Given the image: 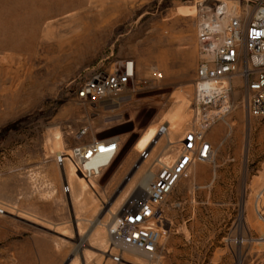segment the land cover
<instances>
[{
	"label": "rangeland",
	"instance_id": "rangeland-1",
	"mask_svg": "<svg viewBox=\"0 0 264 264\" xmlns=\"http://www.w3.org/2000/svg\"><path fill=\"white\" fill-rule=\"evenodd\" d=\"M198 1L0 0V264H113V215L194 124ZM248 2L249 11L264 5ZM85 24L88 35L68 42V31L81 34ZM124 61L135 64V92L95 105L76 99L93 73ZM234 87V110L208 131L220 130L212 162L196 163L166 198L167 228L150 264H264V225L255 212L257 204L264 210V193L256 199L264 189V119L246 115ZM163 125L168 134L149 149ZM111 137L119 151L89 183L94 191L75 175L69 181L67 170L71 192L64 194L55 155ZM169 153L164 163L172 162Z\"/></svg>",
	"mask_w": 264,
	"mask_h": 264
},
{
	"label": "built area",
	"instance_id": "built-area-1",
	"mask_svg": "<svg viewBox=\"0 0 264 264\" xmlns=\"http://www.w3.org/2000/svg\"><path fill=\"white\" fill-rule=\"evenodd\" d=\"M248 1L236 0L229 4L223 0H201L196 3L194 124L180 138L172 162L161 160L167 149L155 159L156 171L146 195L128 199L108 225L107 254L113 264H150L156 257L167 228L163 212L166 198L180 181L190 177L196 163L212 162L213 149L205 135L234 110L236 83L246 115L264 119V5L255 3L249 11ZM153 75L158 76V73L154 71ZM135 78L134 62H120L113 71L93 73L77 88L75 97L83 104L95 105L124 92H135ZM87 131L84 127L76 138H82ZM119 145L118 137L93 138L56 154L54 162L63 173L62 192L70 194L65 174L67 163L77 176L89 182L96 174V169L90 165L99 159L110 163ZM150 154V150L140 152L141 161L147 160ZM263 193L264 189L256 197L257 201L263 198ZM255 212L264 225L263 207L255 205ZM3 213L0 208V214ZM258 241L264 242V237ZM125 251H133L136 260L142 259L143 263L126 259Z\"/></svg>",
	"mask_w": 264,
	"mask_h": 264
},
{
	"label": "bare ground",
	"instance_id": "bare-ground-1",
	"mask_svg": "<svg viewBox=\"0 0 264 264\" xmlns=\"http://www.w3.org/2000/svg\"><path fill=\"white\" fill-rule=\"evenodd\" d=\"M205 1H209V0H205ZM213 1H215V0H213ZM49 18V17H48ZM72 18V17H71ZM74 18V17H73ZM83 18V17H82ZM79 19V21H81V18H78ZM50 20V19H49ZM70 21V20H69ZM73 21H77V19H75V20H73ZM70 23V22H69ZM55 24V23H54ZM57 24V23H56ZM78 24V22L76 23V25ZM69 25V24H68ZM72 25V24H71ZM54 25H52V23H50V22H47L46 23V26H45V33L46 34H48L49 32H51V30L52 29H54V27H53ZM61 26V25H60ZM59 27V26H58ZM72 27V26H71ZM83 27V26H82ZM81 28V27H80ZM62 29V28H61ZM76 29V28H75ZM73 30V29H72ZM68 31V33L70 32L71 33V37L70 38H68L67 39V41L68 42H71V41H78V40H80V39H84L87 35H88V32H89V30H90V28H89V26H88V24H85L84 25V28H83V30H81L82 31V33L80 34V33H76L74 30L73 31ZM44 32H43V34H44ZM87 32V33H86ZM69 33V34H70ZM35 34V33H34ZM51 34V33H50ZM49 35V34H48ZM44 36V35H43ZM51 36V35H50ZM45 37V36H44ZM39 40V39H38ZM65 40V39H64ZM59 42H61V41H63V40H58ZM66 41V40H65ZM65 41H63V42H65ZM32 42V41H31ZM62 42V43H63ZM67 42V43H68ZM41 44H43V43H41ZM57 44H58V42H57ZM60 44V43H59ZM29 45V44H28ZM45 45V44H44ZM47 45H49V44H47ZM63 45V44H62ZM60 46V45H59ZM28 47V46H27ZM26 47V49H28ZM32 47V46H31ZM29 48H30V46H29ZM59 48V47H58ZM25 49V48H24ZM19 50V49H18ZM28 50H30V49H28ZM27 50V51H28ZM8 52V51H7ZM26 52V51H25ZM30 54V53H29ZM6 55V54H5ZM23 55V54H22ZM25 55V54H24ZM4 56V55H3ZM17 57H19V56H17ZM8 58V57H7ZM2 59V58H1ZM5 61V60H4ZM7 61V60H6ZM11 63V62H10ZM20 63H22V62H20ZM9 64V63H8ZM11 64H13V62L11 63ZM16 68V67H15ZM19 69V68H18ZM19 71V70H18ZM9 72V71H8ZM163 130V129H165L166 130V132H160V130ZM168 132H169V125H166V126H160L158 129H157V131H156V134H155V136L153 137V139H151V141H150V143H149V149H151L152 148V146L154 145V144H157V142H156V139L159 137V136H162V135H167L168 134ZM56 140H60V135H56ZM180 141V140H179ZM179 141H177V143L179 144ZM168 144L169 145H172L171 143H169L168 142ZM149 149H146V150H149ZM167 150H169V154L166 156V158H165V160H174L175 159V157H176V154H177V151H178V147H176V150H175V148H173V147H170V148H168ZM111 163H112V161L110 162V163H108V161L107 160H105V159H99L98 161H95V163H93V164H91L90 165V167H93V168H95L96 169V174H95V176L93 177V179H95V178H97L105 169H107L110 165H111ZM143 164H145V161H143L142 162ZM142 164V165H143ZM99 167H101V168H99ZM67 170H69L70 171V173H69V180H71V178H72V176L73 175H75V176H77L75 173H74V171H73V168L71 167V165L69 164V163H67L66 164V166H65V174H66V178H67ZM61 171V170H60ZM78 177V179L81 181V183L84 185V187H86V188H90L92 191H94V188H92L91 186H90V182H92L93 181V179H90V181L88 182V181H86V180H83L81 177H79V176H77ZM152 177H153V172H151V171H146L145 172V175H144V177L141 179V181L139 182V184H138V189L135 191V195H133L129 200H131V199H133V198H138L141 194H143V196L144 195H146V192H147V190H148V185H149V182L151 181V179H152ZM67 182H68V179H67ZM68 184H69V182H68ZM69 187H70V192H71V186L69 185ZM95 193V192H94ZM78 198V197H77ZM70 199V198H69ZM80 200V199H79ZM115 215V214H114ZM113 215V216H114ZM114 219H115V217L113 218V221H114ZM63 232V231H62ZM62 234V233H61ZM65 234V233H64ZM64 236V235H63ZM236 243H241V241L238 239V240H236ZM260 243V242H259ZM264 242H262V245H264L263 244ZM126 252V254L127 253H130V255L132 256V258L131 259H134L135 261H137V263H139L138 261H141L140 259H137L136 260V254L133 252V251H125ZM71 264H73V263H71Z\"/></svg>",
	"mask_w": 264,
	"mask_h": 264
},
{
	"label": "crops",
	"instance_id": "crops-1",
	"mask_svg": "<svg viewBox=\"0 0 264 264\" xmlns=\"http://www.w3.org/2000/svg\"><path fill=\"white\" fill-rule=\"evenodd\" d=\"M219 132H220V130L218 128H215L214 130L206 133L205 139L207 142H209L211 144V146H213V144L216 142ZM179 140H180V138L177 139V141H179Z\"/></svg>",
	"mask_w": 264,
	"mask_h": 264
},
{
	"label": "water",
	"instance_id": "water-1",
	"mask_svg": "<svg viewBox=\"0 0 264 264\" xmlns=\"http://www.w3.org/2000/svg\"><path fill=\"white\" fill-rule=\"evenodd\" d=\"M128 178H129V176L126 179H128Z\"/></svg>",
	"mask_w": 264,
	"mask_h": 264
}]
</instances>
